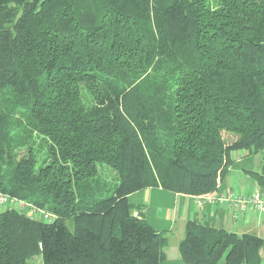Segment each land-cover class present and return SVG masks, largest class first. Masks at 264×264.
<instances>
[{"label":"trees","instance_id":"obj_1","mask_svg":"<svg viewBox=\"0 0 264 264\" xmlns=\"http://www.w3.org/2000/svg\"><path fill=\"white\" fill-rule=\"evenodd\" d=\"M238 150L264 151V0H0V191L54 215L1 210L0 264H161L128 195L215 193ZM178 252L264 264V238L193 217Z\"/></svg>","mask_w":264,"mask_h":264},{"label":"crops","instance_id":"obj_2","mask_svg":"<svg viewBox=\"0 0 264 264\" xmlns=\"http://www.w3.org/2000/svg\"><path fill=\"white\" fill-rule=\"evenodd\" d=\"M242 151V154L237 152L234 164L222 177L214 194L237 190L233 188L235 186L231 180L232 170L239 174L242 171L249 172L253 168L264 172V151L258 153ZM252 154L258 155L256 164L262 159L261 165L257 168L252 166L253 162L250 160ZM243 163L245 164L242 166ZM256 191L264 197V187H260L257 183L241 193L249 195ZM128 200L135 206L136 212L138 210L139 213L142 211L145 214L148 223L154 229L167 230V241L163 247L165 258L161 264H184L178 252V243L184 234L186 221L193 217L239 234L248 232L264 238V211L248 206L238 218H234L232 215L234 207L229 200L222 203L218 200L215 202L203 200L198 203L195 195L174 193L157 186L132 192L128 195ZM5 207L8 206L0 205V211Z\"/></svg>","mask_w":264,"mask_h":264},{"label":"built area","instance_id":"obj_3","mask_svg":"<svg viewBox=\"0 0 264 264\" xmlns=\"http://www.w3.org/2000/svg\"><path fill=\"white\" fill-rule=\"evenodd\" d=\"M220 179H218V186ZM197 202L200 203L203 200H208L215 202L218 200L220 203L229 200L233 205L234 209L232 215L234 218H238L239 215L248 207L253 209L264 211V197L260 192L256 191L252 194H244L237 191H226L219 194L214 193H204L196 196ZM0 205H7L9 207H15L17 209L25 210L33 218L44 219L45 221H50L54 218V215L47 210L34 207L25 201L12 197L4 192L0 191Z\"/></svg>","mask_w":264,"mask_h":264},{"label":"rangeland","instance_id":"obj_4","mask_svg":"<svg viewBox=\"0 0 264 264\" xmlns=\"http://www.w3.org/2000/svg\"><path fill=\"white\" fill-rule=\"evenodd\" d=\"M237 152H239L238 154H242V150H238L235 152H232V156L233 159L235 160V158L237 157ZM246 157V156H245ZM250 157H252L250 160L253 162V167H259L262 163V159L260 160L259 163L256 164L257 161V157L258 155H250ZM260 157V156H259ZM234 164V162L231 164V166ZM245 163L242 164V166ZM256 164V165H255ZM230 166V167H231ZM105 171H106V175L104 174V176L102 177L104 180L107 181V186L108 188L112 189L114 186V180H112V170L110 168L105 167ZM252 170H258L253 168ZM231 180L234 184L235 187H233L234 189H237L236 191H240V192H244L245 189L252 187V185H255V179L253 178V176L251 175V173L249 172H241V174H239L238 172H235V170L231 171ZM109 189V190H110ZM106 194H108V192L106 191ZM26 210V208H25ZM28 212V211H27ZM29 213V212H28ZM44 220V219H43ZM67 225L69 226V228H72L71 224L67 221ZM28 263L29 264H42V259L40 255H35L31 258L28 259Z\"/></svg>","mask_w":264,"mask_h":264}]
</instances>
